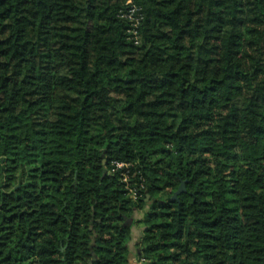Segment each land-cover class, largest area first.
Segmentation results:
<instances>
[{
	"label": "trees",
	"instance_id": "trees-1",
	"mask_svg": "<svg viewBox=\"0 0 264 264\" xmlns=\"http://www.w3.org/2000/svg\"><path fill=\"white\" fill-rule=\"evenodd\" d=\"M135 227L264 264V0H0V264H130Z\"/></svg>",
	"mask_w": 264,
	"mask_h": 264
},
{
	"label": "built area",
	"instance_id": "built-area-1",
	"mask_svg": "<svg viewBox=\"0 0 264 264\" xmlns=\"http://www.w3.org/2000/svg\"><path fill=\"white\" fill-rule=\"evenodd\" d=\"M128 9L124 13V17L128 18L132 22V27H133V34H137V28L141 24L142 20V13H141V8L137 5H135L133 2L128 3ZM137 38V37H136ZM124 165L123 164H117L118 168H122ZM124 181L127 183V188L129 189L130 193L133 194L135 197L137 196L136 190L128 183V176L125 177ZM143 188V186H142Z\"/></svg>",
	"mask_w": 264,
	"mask_h": 264
},
{
	"label": "crops",
	"instance_id": "crops-1",
	"mask_svg": "<svg viewBox=\"0 0 264 264\" xmlns=\"http://www.w3.org/2000/svg\"><path fill=\"white\" fill-rule=\"evenodd\" d=\"M142 236H143L142 232H140L138 236L133 235L132 242L130 243V248H131L130 264H141L139 260V249L137 248V244L141 240Z\"/></svg>",
	"mask_w": 264,
	"mask_h": 264
},
{
	"label": "rangeland",
	"instance_id": "rangeland-1",
	"mask_svg": "<svg viewBox=\"0 0 264 264\" xmlns=\"http://www.w3.org/2000/svg\"><path fill=\"white\" fill-rule=\"evenodd\" d=\"M146 209L149 210L150 206H148ZM135 217L136 218H143L144 217V213L143 212L136 213ZM140 232H142V229H140L139 227L133 228V235L134 236H138V234H140Z\"/></svg>",
	"mask_w": 264,
	"mask_h": 264
},
{
	"label": "water",
	"instance_id": "water-1",
	"mask_svg": "<svg viewBox=\"0 0 264 264\" xmlns=\"http://www.w3.org/2000/svg\"><path fill=\"white\" fill-rule=\"evenodd\" d=\"M185 191H186V187H185V183H183L179 188V190L175 193L173 199H176L180 194H182Z\"/></svg>",
	"mask_w": 264,
	"mask_h": 264
}]
</instances>
